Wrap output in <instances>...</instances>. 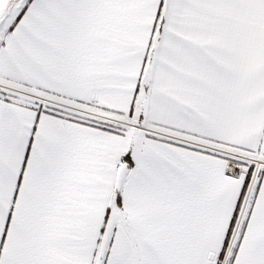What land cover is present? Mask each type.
<instances>
[{
    "label": "snow or ice",
    "instance_id": "1",
    "mask_svg": "<svg viewBox=\"0 0 264 264\" xmlns=\"http://www.w3.org/2000/svg\"><path fill=\"white\" fill-rule=\"evenodd\" d=\"M0 264H264V0H0Z\"/></svg>",
    "mask_w": 264,
    "mask_h": 264
}]
</instances>
